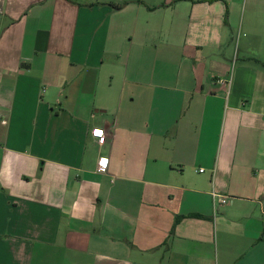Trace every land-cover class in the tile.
<instances>
[{
  "label": "crops",
  "instance_id": "crops-1",
  "mask_svg": "<svg viewBox=\"0 0 264 264\" xmlns=\"http://www.w3.org/2000/svg\"><path fill=\"white\" fill-rule=\"evenodd\" d=\"M0 264H264V0H0Z\"/></svg>",
  "mask_w": 264,
  "mask_h": 264
},
{
  "label": "built area",
  "instance_id": "built-area-1",
  "mask_svg": "<svg viewBox=\"0 0 264 264\" xmlns=\"http://www.w3.org/2000/svg\"><path fill=\"white\" fill-rule=\"evenodd\" d=\"M91 133H92V135L98 137L99 143H103L104 137L102 136V130L101 129H93ZM106 161H107V157L102 156V155L99 156L98 162H97V168H96L97 172H103L105 170ZM200 171H202V170L200 169ZM212 196H213V200L217 201V203H219L220 205L225 204L227 202V197L224 195L212 193Z\"/></svg>",
  "mask_w": 264,
  "mask_h": 264
},
{
  "label": "trees",
  "instance_id": "trees-1",
  "mask_svg": "<svg viewBox=\"0 0 264 264\" xmlns=\"http://www.w3.org/2000/svg\"><path fill=\"white\" fill-rule=\"evenodd\" d=\"M181 218V216H176L175 219H174V222H173V226L175 223H177V221Z\"/></svg>",
  "mask_w": 264,
  "mask_h": 264
}]
</instances>
